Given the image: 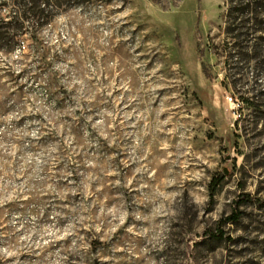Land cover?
<instances>
[{
	"label": "rangeland",
	"instance_id": "1",
	"mask_svg": "<svg viewBox=\"0 0 264 264\" xmlns=\"http://www.w3.org/2000/svg\"><path fill=\"white\" fill-rule=\"evenodd\" d=\"M163 1L0 50V264H264V50L216 52L225 0Z\"/></svg>",
	"mask_w": 264,
	"mask_h": 264
},
{
	"label": "trees",
	"instance_id": "2",
	"mask_svg": "<svg viewBox=\"0 0 264 264\" xmlns=\"http://www.w3.org/2000/svg\"><path fill=\"white\" fill-rule=\"evenodd\" d=\"M92 0H0V50H12L17 44L20 31L26 23H31L37 28L51 22L54 17L63 13L71 6L84 5ZM126 3L130 0H118ZM164 4L163 0H156ZM2 4L11 6L10 16L2 15ZM227 9L224 10V32L227 35L221 43H215V50L221 54L228 45L233 50L244 54L258 56L264 50L263 44L257 40L264 37V0H225ZM233 42H229V37ZM36 43H40L38 32L31 36ZM47 51H44V56ZM204 71L208 77L211 73L205 66ZM2 106V105H1ZM225 175L220 173L210 183L211 195L213 196ZM240 214L235 210L224 221L238 220ZM215 236L223 238L225 234L220 230Z\"/></svg>",
	"mask_w": 264,
	"mask_h": 264
},
{
	"label": "built area",
	"instance_id": "3",
	"mask_svg": "<svg viewBox=\"0 0 264 264\" xmlns=\"http://www.w3.org/2000/svg\"><path fill=\"white\" fill-rule=\"evenodd\" d=\"M227 99L229 100L230 104H233L235 107L237 106V103L235 102L234 97L232 95L228 96ZM234 106L232 108H234Z\"/></svg>",
	"mask_w": 264,
	"mask_h": 264
},
{
	"label": "water",
	"instance_id": "4",
	"mask_svg": "<svg viewBox=\"0 0 264 264\" xmlns=\"http://www.w3.org/2000/svg\"><path fill=\"white\" fill-rule=\"evenodd\" d=\"M226 171H227V169H226Z\"/></svg>",
	"mask_w": 264,
	"mask_h": 264
}]
</instances>
